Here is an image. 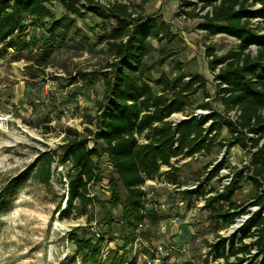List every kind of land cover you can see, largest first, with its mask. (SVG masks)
<instances>
[{"label":"trees","instance_id":"16d2710c","mask_svg":"<svg viewBox=\"0 0 264 264\" xmlns=\"http://www.w3.org/2000/svg\"><path fill=\"white\" fill-rule=\"evenodd\" d=\"M55 3H60L65 11L60 17L51 10ZM182 5L193 9L183 13L201 19L197 29L210 36L227 35L238 41L237 48L221 57L207 48V56L211 57L209 68L216 81L213 95L208 90V79L199 73H185V65L180 61L175 63L176 75L171 77L161 71L154 79L153 74L175 52L161 49L157 59L151 62L150 42L154 40L159 45L171 42L175 37L171 25L163 16L145 15L141 6L135 10L131 4L119 1L103 6L97 0H0V60L18 47L31 50L32 42L24 37L33 34L35 27L48 33L49 47L94 52L95 44L81 36L76 21H83L86 14L97 16L107 29L97 43L111 60L103 71L79 73L83 80L100 76L104 90L97 104V116L89 118L94 130L84 128L85 137L74 128L64 131V151L59 160L63 163L70 160L73 171L67 185L66 208L70 211L77 206L85 214L94 205L96 198L91 194V185L101 180L98 162L106 156L116 177L110 178L109 204L111 207L121 204L122 219L130 226H137L144 218L147 203L144 186L148 180L160 179L180 188L179 161L208 157L217 148L230 150L238 146L249 158V165L234 170V177L223 192L216 191V183L212 186L218 170L209 172L214 164L209 163L205 176L197 180V187L183 191L182 197L202 200L210 221L230 227L242 215L250 213L233 200L242 184L250 182L256 191L252 205L258 210L238 229L239 238L219 235L209 244V252L225 264H264V33H261L264 0H196L195 3L182 0ZM254 20L258 21L256 26ZM252 46L256 48L255 54L250 51ZM48 55L37 59L44 60L39 64H45ZM198 96L203 98L200 103L196 100ZM214 100L220 103L221 110L214 108ZM235 109L240 115L232 121L228 113ZM198 110L207 113L199 115ZM178 115L181 119L175 120L174 116ZM223 130L228 138H220ZM99 142L101 147L96 145ZM51 163L52 156L44 154L33 175L48 183ZM28 175L22 173L15 181L20 183ZM116 181L126 192L124 202ZM134 236L132 232L128 245L133 244L137 238ZM245 239L254 240L247 243ZM70 240L76 243L83 264L99 263L101 240L93 243L72 235ZM112 250L106 264L127 263L130 250L124 247L121 254L117 249ZM131 259L130 264H136L135 257Z\"/></svg>","mask_w":264,"mask_h":264},{"label":"rangeland","instance_id":"374dc122","mask_svg":"<svg viewBox=\"0 0 264 264\" xmlns=\"http://www.w3.org/2000/svg\"><path fill=\"white\" fill-rule=\"evenodd\" d=\"M97 1L103 6L115 1L129 3L134 9L141 6L145 15L163 16L170 23L175 37L161 45L154 40L150 42L151 62L157 59L161 49L177 52L179 55L175 57L174 54L170 60H183L187 72L205 76L209 81L208 89L214 94L216 81L209 68L211 57L207 56V48H212L213 54L221 57L237 48L236 39L227 35L210 36L197 29L201 19L183 13H190L193 9L185 8L182 0ZM51 10L57 17L65 13L60 3L53 4ZM104 24L91 14H86L83 21H76L81 36L95 44L94 52L80 53L64 46L60 49L49 47L48 33L35 27L33 34L24 37L32 42L31 50L23 51L18 47L17 51L10 50L9 55L0 60V195L3 194L0 201V264H83L76 243L70 240L71 235L93 243L101 240L98 264H106L112 249L121 254L124 247L130 250L126 264L132 261L131 256L135 257L136 264H225L211 259L209 244L219 235L237 239L238 231L221 222L210 221L203 201L183 199L182 192L192 190L197 180L205 176L206 166L218 163L219 157L230 165L241 164L247 156L238 146L230 150L217 148L208 157L181 160L178 163L182 169L180 188L160 179L147 184L144 187L147 192L144 218L137 226H130L122 219L121 204L115 207L109 204L110 178L116 177L106 156L98 162L101 180L91 185V194L96 198L94 205L89 206L85 214L77 206L70 211L66 208L67 185L73 171L70 164L59 160L64 151V131L74 128L83 132L85 137L84 128L94 130V125L88 122L89 118L97 116L104 84L100 76L83 80L79 73L103 71L111 60L108 54L101 52L97 43L99 36L107 31ZM253 24L258 23L254 20ZM250 51L255 54L256 48L252 46ZM48 53L45 64H39L44 60L37 59ZM161 71L174 73L170 66H166L159 68L153 78H158ZM202 99L198 96L196 100L200 103ZM213 106L222 109L217 100L213 101ZM67 107H72V114H65ZM174 119H181V116H174ZM228 136L224 132L221 139ZM96 145L101 147L102 143ZM44 154L52 156L48 183L33 175ZM22 173L30 175L18 183L15 178ZM116 184L124 202L126 192L119 181ZM255 194L251 183L245 182L233 200L247 210L253 207ZM173 219H178V223L169 226L168 222ZM132 232L133 236L143 240L170 247L171 257L155 256L136 239L128 245ZM252 240L244 241L249 243ZM107 246L109 250H106Z\"/></svg>","mask_w":264,"mask_h":264},{"label":"built area","instance_id":"2783aa9c","mask_svg":"<svg viewBox=\"0 0 264 264\" xmlns=\"http://www.w3.org/2000/svg\"><path fill=\"white\" fill-rule=\"evenodd\" d=\"M113 2V1H112ZM109 6V5H107ZM256 22H258L257 20H255ZM81 98V97H79ZM65 114H72V107H67L66 110H64ZM207 112L206 111H202V110H198L197 111V114L201 115V114H206ZM240 115V112L235 109V110H232L228 113V118L232 121H234L238 116ZM196 116V115H195ZM185 119V118H183ZM251 136H253L252 134H250ZM227 148H224L223 150H226ZM219 161L218 163H214L210 169H209V172L211 171H214V170H218V174L213 178V183H216V191H219V192H223L225 187L227 185H229L234 177V170L235 169H241L242 167L244 166H248L249 165V158L246 157L245 160H243V162H241V164H238V165H230L227 163V161L223 160L221 161V157H219ZM66 163L70 164V160H67ZM218 164V165H216ZM153 180H148L145 184V186L147 184H153ZM168 184V183H167ZM144 186V187H145ZM197 187V183L194 184L192 186L191 189H195ZM145 189V188H144ZM67 193H68V188H67ZM202 201V200H201ZM204 204V202H203ZM202 204V205H203ZM250 213H247L245 215H242L240 218H241V221H239L240 219L238 218L235 222V224L231 225V228L232 227H235V226H238V228H236L235 230L238 231V229H240L242 227V225L247 221V219L251 216L252 213H254L255 211L258 210V207L257 206H253L252 208H248L247 209ZM178 219H173L171 222H168V224H177ZM234 230V231H235ZM227 239L230 238V235L228 236H223ZM136 241H139L144 247H146L147 249H149L153 254H155V256H164V257H169L171 255V251H170V247H165L163 244H154V243H151L147 240H143L141 239L140 237L137 236L136 238ZM213 243V242H211ZM106 250H109V246L106 247ZM210 249L208 248V251ZM183 251H185V249L183 248ZM138 253V251H137ZM210 257L211 259H214V255L212 253H210ZM171 257V256H170ZM215 260V259H214ZM155 261H158V259H156ZM218 262H223L224 263V260L223 259H217L215 260V263H218Z\"/></svg>","mask_w":264,"mask_h":264},{"label":"crops","instance_id":"0c3cea01","mask_svg":"<svg viewBox=\"0 0 264 264\" xmlns=\"http://www.w3.org/2000/svg\"><path fill=\"white\" fill-rule=\"evenodd\" d=\"M173 31V30H172ZM200 31H202L203 33H205V34H207L205 31H203V30H200ZM86 51V50H85ZM85 51H82V52H85ZM81 52V53H82ZM175 57L176 56H178L179 54L177 53V52H175ZM25 58H27V57H25ZM3 60V59H2ZM21 60H24L23 58L21 59ZM177 61H180V62H182L184 65H185V67H184V72L185 73H187V74H190V73H194V72H187V65L184 63V61L183 60H169L163 67H166V66H170L173 70H174V73L172 74V73H170V74H168L169 76H174V75H176V73H177V71H176V69H175V63L177 62ZM162 72H164V71H162ZM165 73V72H164ZM202 75V74H201ZM209 90V89H208ZM224 132H227L226 130H223L222 131V133H221V136L224 134ZM221 136H220V138H221ZM215 151V150H214ZM214 153V152H213ZM174 162V161H173ZM180 162V161H179ZM179 165V164H178ZM180 166V165H179ZM163 170H166L167 169V167H163L162 168ZM181 181V180H180ZM169 225V224H168ZM169 226H176V224H170Z\"/></svg>","mask_w":264,"mask_h":264},{"label":"bare ground","instance_id":"6f19581e","mask_svg":"<svg viewBox=\"0 0 264 264\" xmlns=\"http://www.w3.org/2000/svg\"><path fill=\"white\" fill-rule=\"evenodd\" d=\"M238 226L233 227L231 230H235Z\"/></svg>","mask_w":264,"mask_h":264}]
</instances>
